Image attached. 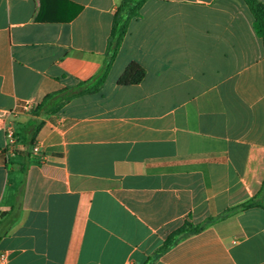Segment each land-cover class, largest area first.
I'll list each match as a JSON object with an SVG mask.
<instances>
[{"label": "crops", "instance_id": "crops-1", "mask_svg": "<svg viewBox=\"0 0 264 264\" xmlns=\"http://www.w3.org/2000/svg\"><path fill=\"white\" fill-rule=\"evenodd\" d=\"M119 1L0 0L7 264H264L260 208L155 256L184 222L216 216L262 185L264 49L243 0H146L98 91L33 115L48 94L102 68ZM132 61L143 79L119 85ZM14 108L7 153L3 115ZM31 121H42L33 139L42 160L27 144Z\"/></svg>", "mask_w": 264, "mask_h": 264}, {"label": "trees", "instance_id": "trees-1", "mask_svg": "<svg viewBox=\"0 0 264 264\" xmlns=\"http://www.w3.org/2000/svg\"><path fill=\"white\" fill-rule=\"evenodd\" d=\"M146 0H120L119 5L112 15L110 32L107 38L106 54L107 59L102 68L90 79L86 81H80L74 86L65 87L54 93L48 94L43 100L36 105L32 110L33 115L39 116L41 114H49L60 109L65 102L72 97L80 94L93 93L98 91L101 87L111 62L117 53V50L121 44V41L127 31V27L133 18L139 16V9ZM248 8L249 13L253 19V29L258 37L261 38L264 49V3L259 0H243ZM145 75L144 68L137 62H130L123 73L117 79L119 85H133L139 83ZM42 121H31L27 130V144L32 145L34 136L41 126ZM249 208H260L264 211V179L259 191L250 197L249 199L227 208L216 216H209L203 222L193 225L188 222H184L181 227L169 234L162 245L155 251V256L161 254L165 250L169 249L172 245L178 242L180 239L195 234L201 231L208 224L223 219L236 212L246 210ZM4 213L1 214V217ZM15 220L12 219L13 223ZM150 258H148V261Z\"/></svg>", "mask_w": 264, "mask_h": 264}, {"label": "built area", "instance_id": "built-area-1", "mask_svg": "<svg viewBox=\"0 0 264 264\" xmlns=\"http://www.w3.org/2000/svg\"><path fill=\"white\" fill-rule=\"evenodd\" d=\"M30 105L27 103H24L20 106V109L22 111L28 112L30 110ZM17 112V108L11 109L10 111L6 112L3 117L5 118L4 124H3V131L6 139L5 143V149L7 153H13L14 151V144L16 141V134L14 129V124L12 121L9 120L10 116H14ZM32 153L38 154L39 158L42 160L44 159V155L40 154L39 145L37 143H34L31 146ZM9 260V257L6 252L0 251V264H7Z\"/></svg>", "mask_w": 264, "mask_h": 264}]
</instances>
